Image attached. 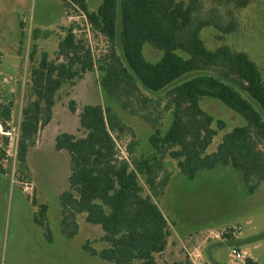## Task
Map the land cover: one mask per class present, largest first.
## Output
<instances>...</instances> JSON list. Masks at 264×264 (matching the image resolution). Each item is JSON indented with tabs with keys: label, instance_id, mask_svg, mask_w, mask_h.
I'll list each match as a JSON object with an SVG mask.
<instances>
[{
	"label": "trees",
	"instance_id": "trees-1",
	"mask_svg": "<svg viewBox=\"0 0 264 264\" xmlns=\"http://www.w3.org/2000/svg\"><path fill=\"white\" fill-rule=\"evenodd\" d=\"M226 1L239 9L248 5V0ZM62 4L67 13L81 17L82 24L75 21L62 28L54 60L43 52L30 67L32 99L22 109L15 147L19 171L27 175L26 154L50 122L60 87L97 68L106 95L153 129L148 141L155 154L133 158L135 141L131 140L126 145L128 157H122L116 140L125 134L133 138L132 129L109 106L83 105L78 114L83 136L62 132L54 138V149L67 151L70 162L68 188L58 195L61 232L67 238L75 236L77 217L82 216L85 223L100 227V241L105 244L99 251L84 244L82 250L89 256L111 264H157L156 255L165 251L171 236L166 218L153 201L169 182L162 161L165 155L176 161L179 173L187 179L199 171L230 166L241 172L249 194L264 180V120L254 107L264 115L260 69L243 51L227 45L213 50L205 47L202 28L212 26L220 35H227L238 24L233 12L223 22L212 16L195 17L199 0H101L95 10H90L86 0H62ZM88 32L106 43L97 58ZM145 44L161 53L157 61L145 59ZM34 55L32 49L31 62ZM203 99L220 102L245 121L225 133L212 152L208 147L217 132L214 118L200 105ZM12 104L9 101L3 108L6 119ZM68 107L75 113L74 101ZM167 113L171 120L161 133ZM3 124L7 132L9 128ZM216 125L224 128L222 121ZM1 140L3 175L8 138L2 135ZM47 209L40 205L33 222L50 239ZM171 264L193 263L185 256L182 262ZM244 264L258 263L246 257Z\"/></svg>",
	"mask_w": 264,
	"mask_h": 264
},
{
	"label": "rangeland",
	"instance_id": "rangeland-1",
	"mask_svg": "<svg viewBox=\"0 0 264 264\" xmlns=\"http://www.w3.org/2000/svg\"><path fill=\"white\" fill-rule=\"evenodd\" d=\"M86 1L90 10L101 3V0ZM199 2L195 17L212 16L223 22L228 12H233L238 24L237 30L227 35H220L212 26L202 28L200 37L205 47L213 50L227 45L232 50L247 53L260 69L264 83V0H248V5L241 9L230 6L226 0ZM80 18L74 12L67 13L62 0H0V147L1 136L8 138L4 148L7 158L2 161L4 174H0V264H111L82 250L86 243L96 251L105 246L100 241L99 226L87 224L78 216L75 236L65 237L60 228L58 195L68 188L70 162L67 151L54 149V138L62 132L83 136L78 125L83 105L109 106L132 129L133 138L125 134L116 140L122 157H128L126 145L131 140L135 141L133 158L155 154L148 141L153 129L106 95L95 68L57 91L51 120L39 131L35 145L26 154L27 175L19 171L15 147L22 109L32 99L30 67L36 65L43 52L54 60L57 42L64 34L62 28L75 21L81 25ZM34 30H38L37 33ZM89 45L95 58L106 48L104 39L91 33ZM32 49L35 55L31 62ZM143 54L149 62L161 56L147 44L143 46ZM243 96L252 102L246 94ZM9 101L13 104L6 119L3 108ZM69 101H74L75 113L70 112ZM200 105L214 118L213 128L217 132L208 147L209 152L214 151L225 133L245 125L239 115L218 101L203 99ZM254 107L264 120L261 110ZM170 120L169 114H165L161 133L166 131ZM217 121L224 122L223 129L217 128ZM3 122L9 128L7 132H4ZM262 147L264 150V145ZM162 161L170 174L169 182L163 194L153 197V201L166 218L171 236L165 251L156 255L157 264L182 262L185 256L189 258L187 252L194 250L196 264H244L243 252L256 263L264 264V180L249 194L241 172L230 166L199 171L193 179H187L179 173L175 160L165 155ZM141 182L143 184L142 178ZM42 204L48 208L50 239L43 228L33 222ZM233 248L240 252L241 259L231 254Z\"/></svg>",
	"mask_w": 264,
	"mask_h": 264
},
{
	"label": "crops",
	"instance_id": "crops-1",
	"mask_svg": "<svg viewBox=\"0 0 264 264\" xmlns=\"http://www.w3.org/2000/svg\"><path fill=\"white\" fill-rule=\"evenodd\" d=\"M193 252V253H192ZM194 252H195V250L194 251H188L187 253H188V255H189V259L192 261V263L193 264H196L195 263V260L193 259V257L194 256H197V254H194ZM193 255V256H192ZM243 255H244V257L246 256L247 257V255H246V253L245 252H243ZM217 264V263H216Z\"/></svg>",
	"mask_w": 264,
	"mask_h": 264
},
{
	"label": "built area",
	"instance_id": "built-area-1",
	"mask_svg": "<svg viewBox=\"0 0 264 264\" xmlns=\"http://www.w3.org/2000/svg\"><path fill=\"white\" fill-rule=\"evenodd\" d=\"M231 254H232L235 258H237V259H241V258H242L240 252H238L235 248H233V249L231 250Z\"/></svg>",
	"mask_w": 264,
	"mask_h": 264
}]
</instances>
